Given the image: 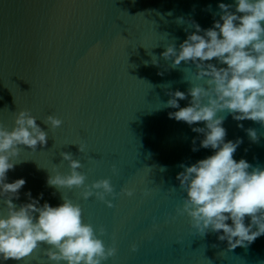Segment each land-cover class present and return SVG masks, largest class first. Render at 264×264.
<instances>
[{"label": "water", "instance_id": "95a60500", "mask_svg": "<svg viewBox=\"0 0 264 264\" xmlns=\"http://www.w3.org/2000/svg\"><path fill=\"white\" fill-rule=\"evenodd\" d=\"M220 2L234 0H0V124L11 130L27 110L48 132L46 146H19L8 182L27 184L13 203L28 202L31 190L34 197L44 193L41 204L58 206L64 197L79 204L84 222L98 235L104 229L100 238L117 249L107 264H264V236L230 249L215 232L201 235L180 211L186 196L176 179L180 165L213 153L193 152V138L198 146L203 135L168 115L177 110L167 106L169 93L204 84L195 79L196 65L174 66L162 53L171 45L179 49L195 30L193 20L211 27ZM190 101L189 95L181 107ZM49 115L62 126L48 124ZM219 115L226 117L227 139L243 138L234 158L264 167V126ZM248 128L256 129L259 142ZM63 152L81 161L86 184L111 180L113 207L95 196L84 199L83 188L47 185L50 175L71 172ZM6 215L0 200V216ZM48 247L6 264H50Z\"/></svg>", "mask_w": 264, "mask_h": 264}, {"label": "clouds", "instance_id": "9594fccd", "mask_svg": "<svg viewBox=\"0 0 264 264\" xmlns=\"http://www.w3.org/2000/svg\"><path fill=\"white\" fill-rule=\"evenodd\" d=\"M218 8L219 19L214 17L211 27L205 29L193 20L195 30L179 49L171 45L162 55L173 59L174 66L194 63L198 69L195 79L207 85H194L188 93H169L167 102L168 107L177 109L169 112L170 119L183 121L193 132L203 135L198 146L197 138H193L191 150L211 149L213 153L191 166L180 165L183 171L176 179L186 193L181 214L191 218L201 235L215 232L220 241H227L228 247L235 249L264 236V167L234 158L243 138L227 139L226 117L219 113L227 112L236 121L251 120L264 126V0L220 2ZM189 95L191 101L181 107L180 101ZM47 123L58 128L63 121L49 115ZM198 123L204 126L193 127ZM238 127L243 128V123ZM246 131L253 142H259L256 129ZM47 143L48 132L30 111H19L11 130L0 124V200L7 207V215L0 216V264L24 260L42 244L49 246L45 254L50 264H107L117 249L108 247L100 238L104 229L98 235L93 225L84 222L79 204L66 197L58 206L47 201L41 204L44 193L34 197L31 190L26 193L28 202L19 207L13 203L20 199L27 184L24 178L8 182V172L16 166L14 158L20 155L19 146L35 151ZM84 150L79 145V151ZM62 157L69 162L71 172L50 175L48 186L83 188L84 199L95 196L113 207L107 199L116 195L110 179L88 185L86 174L80 171L81 161L68 152H63ZM125 193L133 195L130 190ZM132 250L136 251V247Z\"/></svg>", "mask_w": 264, "mask_h": 264}]
</instances>
